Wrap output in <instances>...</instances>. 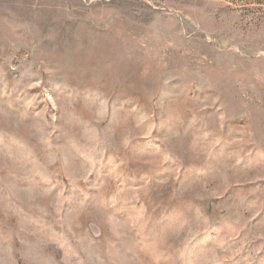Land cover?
Wrapping results in <instances>:
<instances>
[{"label": "rangeland", "instance_id": "rangeland-1", "mask_svg": "<svg viewBox=\"0 0 264 264\" xmlns=\"http://www.w3.org/2000/svg\"><path fill=\"white\" fill-rule=\"evenodd\" d=\"M0 264H264V0H0Z\"/></svg>", "mask_w": 264, "mask_h": 264}]
</instances>
